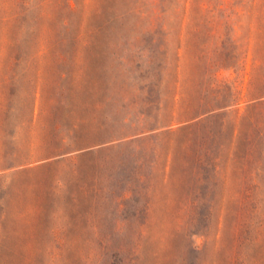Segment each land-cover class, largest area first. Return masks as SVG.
<instances>
[{"label": "rangeland", "instance_id": "374dc122", "mask_svg": "<svg viewBox=\"0 0 264 264\" xmlns=\"http://www.w3.org/2000/svg\"><path fill=\"white\" fill-rule=\"evenodd\" d=\"M0 264H264V0H0Z\"/></svg>", "mask_w": 264, "mask_h": 264}]
</instances>
